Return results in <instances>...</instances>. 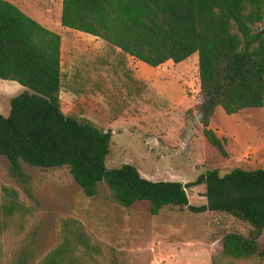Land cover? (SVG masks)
Masks as SVG:
<instances>
[{
	"label": "trees",
	"instance_id": "trees-1",
	"mask_svg": "<svg viewBox=\"0 0 264 264\" xmlns=\"http://www.w3.org/2000/svg\"><path fill=\"white\" fill-rule=\"evenodd\" d=\"M61 25L154 68L197 54L203 135L222 156L228 155L227 141L210 128L216 108L235 115L264 106V0H62ZM61 63V35L0 0V79L25 89L11 99L8 115L0 113V156L9 162L13 181L30 183L23 164L66 168L87 197L104 184L123 208L145 203L152 216L165 207L228 214L251 230L225 234L212 264L264 256L258 244L264 231V169L236 168L224 175L212 169L187 184L148 180L129 164L108 169L113 133L64 114ZM201 185L207 203L193 206L187 190ZM3 192L5 215L24 211L17 190ZM61 236V244L38 264H98L100 248L80 222L63 221ZM28 253L22 251L14 264H29L34 256Z\"/></svg>",
	"mask_w": 264,
	"mask_h": 264
},
{
	"label": "rangeland",
	"instance_id": "rangeland-1",
	"mask_svg": "<svg viewBox=\"0 0 264 264\" xmlns=\"http://www.w3.org/2000/svg\"><path fill=\"white\" fill-rule=\"evenodd\" d=\"M10 1L61 35L62 111L112 131L108 169L129 164L148 180L184 184L212 169L222 175L236 168L264 169V106L235 115L216 108L210 128L226 139V157L204 138L196 118L201 111L197 54L154 68L102 39L64 28L62 0ZM23 91L0 79V113L8 115L11 99ZM23 168L31 177L26 187L9 177V162L0 156V264H14L22 251L34 256L29 264H38L61 244L65 220L80 222L91 234L100 248L98 264H212L225 234L251 230L224 213L165 207L152 216L145 203L123 208L104 184L95 197H87L66 168ZM5 187L19 192L24 207L13 217L3 213ZM205 192L204 185L189 188L190 204L205 205ZM258 244L264 252V231ZM229 262L264 264V256Z\"/></svg>",
	"mask_w": 264,
	"mask_h": 264
},
{
	"label": "water",
	"instance_id": "water-1",
	"mask_svg": "<svg viewBox=\"0 0 264 264\" xmlns=\"http://www.w3.org/2000/svg\"><path fill=\"white\" fill-rule=\"evenodd\" d=\"M204 114H205L204 110H201L199 113L196 114V118L198 119L199 122H202ZM105 133H107V131H105Z\"/></svg>",
	"mask_w": 264,
	"mask_h": 264
},
{
	"label": "crops",
	"instance_id": "crops-1",
	"mask_svg": "<svg viewBox=\"0 0 264 264\" xmlns=\"http://www.w3.org/2000/svg\"><path fill=\"white\" fill-rule=\"evenodd\" d=\"M7 1H9V0H7ZM11 2V1H10ZM13 3V2H12ZM15 4V3H14ZM62 15V14H61ZM129 56V55H128ZM131 57V56H130ZM133 58V57H132ZM25 90V89H24Z\"/></svg>",
	"mask_w": 264,
	"mask_h": 264
}]
</instances>
